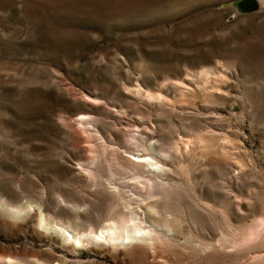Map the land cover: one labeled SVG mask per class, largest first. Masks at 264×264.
Masks as SVG:
<instances>
[{
    "label": "rangeland",
    "instance_id": "374dc122",
    "mask_svg": "<svg viewBox=\"0 0 264 264\" xmlns=\"http://www.w3.org/2000/svg\"><path fill=\"white\" fill-rule=\"evenodd\" d=\"M235 1L0 0V264H264V0Z\"/></svg>",
    "mask_w": 264,
    "mask_h": 264
},
{
    "label": "water",
    "instance_id": "95a60500",
    "mask_svg": "<svg viewBox=\"0 0 264 264\" xmlns=\"http://www.w3.org/2000/svg\"><path fill=\"white\" fill-rule=\"evenodd\" d=\"M234 4L242 13L257 11L261 6V2L259 0H237Z\"/></svg>",
    "mask_w": 264,
    "mask_h": 264
},
{
    "label": "bare ground",
    "instance_id": "6f19581e",
    "mask_svg": "<svg viewBox=\"0 0 264 264\" xmlns=\"http://www.w3.org/2000/svg\"><path fill=\"white\" fill-rule=\"evenodd\" d=\"M133 231V230H132ZM131 233V232H130ZM68 235V234H67ZM130 236V235H129ZM112 237V236H111ZM132 237H137V232L136 231H134V234H133V236ZM138 238V237H137ZM141 238V237H140ZM112 239H114V238H112ZM135 239V238H134ZM142 239V238H141ZM76 245H78V246H80V240L77 238L76 239Z\"/></svg>",
    "mask_w": 264,
    "mask_h": 264
}]
</instances>
